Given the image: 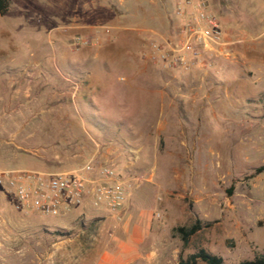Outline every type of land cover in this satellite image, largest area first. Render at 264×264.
I'll list each match as a JSON object with an SVG mask.
<instances>
[{
	"label": "rangeland",
	"instance_id": "374dc122",
	"mask_svg": "<svg viewBox=\"0 0 264 264\" xmlns=\"http://www.w3.org/2000/svg\"><path fill=\"white\" fill-rule=\"evenodd\" d=\"M126 3L106 0L105 25L89 33L69 28L71 13L82 14L84 0H12L9 11L0 14V60L10 65L3 68L10 73L6 92L22 93L24 82L22 97L31 101L33 83L48 82V70L61 82L44 92L43 101L51 100L48 93L53 96L52 109H32L23 118L11 111L8 120L0 119L6 124L0 128V168L62 173L93 160L110 166L130 191L153 186L154 202L136 198L137 193L132 199V218L154 213L151 232L140 238L132 264H179L200 249L221 256L225 264L253 259L264 252V173L248 179L264 165V0H209L210 9L233 24L224 25L230 30L226 45H196L191 51L182 49V25L176 29L170 12L165 20L154 6ZM142 25L158 34L144 35L149 44L138 52L135 28ZM169 49L171 56L161 58ZM89 72H96V108L86 95ZM144 81L156 93L171 92L163 101L154 94L146 120L147 111L123 89ZM26 120L30 125L22 136L18 130ZM131 125L149 139L139 143L141 151L124 144L135 136ZM86 133L116 141L120 151L108 159L67 157L63 150L70 139L79 144ZM49 145L62 150L44 152ZM135 172L147 173L148 180L130 183ZM124 209L119 218L89 204L46 216L18 208L14 193L0 186V264H131L132 258L120 252L126 242ZM196 219L211 225L185 246L174 229Z\"/></svg>",
	"mask_w": 264,
	"mask_h": 264
},
{
	"label": "built area",
	"instance_id": "2783aa9c",
	"mask_svg": "<svg viewBox=\"0 0 264 264\" xmlns=\"http://www.w3.org/2000/svg\"><path fill=\"white\" fill-rule=\"evenodd\" d=\"M174 1L176 15L182 20L183 50L191 51L196 45L205 48L226 45L224 19L210 9L209 0ZM173 51L169 49L160 57L168 59ZM128 180L139 185L148 180V174L135 172ZM0 186L14 193L18 208L54 217L92 204L104 206L119 218L130 193L110 166L93 160L81 169L62 173L0 168Z\"/></svg>",
	"mask_w": 264,
	"mask_h": 264
},
{
	"label": "crops",
	"instance_id": "0c3cea01",
	"mask_svg": "<svg viewBox=\"0 0 264 264\" xmlns=\"http://www.w3.org/2000/svg\"><path fill=\"white\" fill-rule=\"evenodd\" d=\"M84 1H85V5L83 8L82 14L81 13L78 14V12L74 14L71 13L72 24L69 28L73 31L75 29V31L79 30V31H82L83 33H89V31L96 29L100 27L101 25H105L102 22L103 20L102 16L105 15L107 12L106 10L107 4H106V0H84ZM126 1L127 0H121L122 3L124 2L125 4H127ZM172 1L174 4V0ZM138 3L142 6L143 5L154 6V8L156 9V13H158L159 11H162L165 20H167V16H168L167 13L170 12L171 14L170 16L172 17L174 21V25L176 26V29L178 30L181 24V19L176 15L175 4L172 7L170 4V0H168V3H167V5H170V6H167L164 0H138ZM162 9H164V11ZM224 22H225V25H233V24H230V21L228 19L226 20V18L224 19ZM166 24L163 22V25H166ZM135 30L137 31V34L139 36L136 42L137 47L135 49L138 52L142 51L143 48L149 44L150 37L148 38V36H153L155 33L158 34V32L149 25L138 26L135 28ZM228 30L229 29L227 28V31ZM144 35H148V36L144 37ZM99 54L104 55L105 58L108 59V55L105 52L102 51ZM132 55H134V53ZM5 67H10L9 61L0 60V119L7 118L8 120V118H10L11 116V111H14V112L18 111L16 115H18V117L22 116L23 118V117H26L27 112H29L32 109H36L37 111V110H47L49 108L50 109L53 108V105L55 103L52 101L53 96L51 95V93H48L47 95V97L50 96L51 98L50 101H48L47 98H46V101H43L42 98L45 95L44 93L45 91L47 92L49 89L53 88L56 84L61 83L58 79L59 75L56 71L48 70V72H46L47 78H49L48 82L33 83L35 85L34 88L36 90V93L33 95V99L29 101V100L23 99L25 97H22V96H26V83L24 82L21 83L23 85L22 90L21 89L19 90V92L22 91V93H14V94L11 93L10 95L6 92L8 88V84H10V80H9L10 73L7 69H3ZM150 71L153 72L152 70H138L136 74H140V75H142L143 73L148 74ZM95 75H96V72L88 73L89 81H88V87H87V92H86V95L88 96V101L93 104L94 108L97 107L96 105H94V100L92 99V95H95L97 92L96 90L94 91V86H93L94 84L93 80L96 77ZM136 77L137 76L132 75L130 76L129 79L132 78V81H133L136 79ZM142 83H143V86L142 85L133 86L135 84H132L130 82L128 86H126V88H123V89L130 91L131 94L133 93L134 95L133 100L135 102V106H137L138 109L147 111L142 117V120H146L148 119V115L150 114L149 108L152 105L153 100L156 99V97L154 96L156 92H154V89H152L151 87L147 85V81H144ZM98 90L99 92H101L102 91L101 87H99ZM156 94H159L160 96V97L158 96L159 100L163 101L165 98V95L169 96L171 92L167 91L166 88H162ZM21 99H22V102L20 101ZM98 117L103 121L107 120L105 117L101 115H99ZM146 123L147 122H144V125H148ZM166 123L167 122H164L162 124L160 130L164 129V126L166 125ZM5 125H6L5 122L0 123V128L1 127L4 128ZM29 125H30L29 120L23 121L20 127V130H18V132H20V134L23 136L24 134H26L27 128L29 127ZM70 125H72V123H70ZM119 125L120 126L124 125V123L119 122ZM136 125H138V123H136ZM130 128H131V131L133 132L132 135H135V136H131L130 139L125 141L124 144L128 147V149L141 151L142 145H140L139 143L143 144L144 141H148L149 139L147 137L144 138L141 136L144 130L139 129L138 127L132 126V125ZM71 140H73L72 143H69L68 145H66V147L63 150L64 152H66L67 157H71V158H88V157H92V156L95 157L96 155H99L100 157L108 159V157L114 156L115 152H117L120 149L119 147H115L114 144H116V141L110 140L107 142H102L100 141V139H94L90 135H87V136L83 135L80 139L81 143L79 144H75L74 143L75 140L73 138L70 139V141ZM124 144H119V145L123 146ZM61 150H62L61 147L49 145V146H46L43 151L51 152V154L53 153L56 154L58 152H61ZM129 194L130 196H129L127 204L125 205V209H124V215L127 221L121 227V232L124 233L126 237V242L121 243L120 252L121 251L125 252L124 254H127V257L130 256L132 258V260L130 261L132 264L136 260V257H135L136 256L135 254L137 253L136 247H138L140 238H142L144 235L150 234L152 226L154 224V213H150L149 215H144V214L140 215L139 219L132 218V214H129L131 212L132 199L136 195V198L142 196V198L150 202L151 201L154 202L155 196L153 192V186L152 187L149 186L143 189H138V190H133V191L131 190ZM89 205L91 206V208L93 207L92 204H89ZM164 206L166 207L167 204H165ZM128 214L129 216L127 217ZM132 222L134 224H132ZM121 256L122 254L119 253L118 256L114 257L116 261L118 260L117 263L120 261ZM128 263L129 262H126V263L121 262L120 264H128Z\"/></svg>",
	"mask_w": 264,
	"mask_h": 264
},
{
	"label": "trees",
	"instance_id": "16d2710c",
	"mask_svg": "<svg viewBox=\"0 0 264 264\" xmlns=\"http://www.w3.org/2000/svg\"><path fill=\"white\" fill-rule=\"evenodd\" d=\"M12 0H0V14L4 15L9 11ZM264 173V165L256 168L254 172L248 177L252 179L260 174ZM232 194V188L228 191ZM211 223H204L201 219H196L191 226H178L174 231L180 236L183 244L186 246L191 237L201 231L203 228H207ZM203 262L205 264H225L224 259L221 256L210 253L205 249H200L197 252L188 256L186 260L180 258L179 264H198ZM238 264H264V252L257 254L253 259L244 260Z\"/></svg>",
	"mask_w": 264,
	"mask_h": 264
}]
</instances>
